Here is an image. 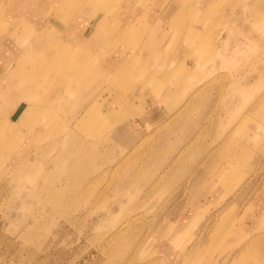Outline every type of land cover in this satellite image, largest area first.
<instances>
[{
  "label": "rangeland",
  "instance_id": "1",
  "mask_svg": "<svg viewBox=\"0 0 264 264\" xmlns=\"http://www.w3.org/2000/svg\"><path fill=\"white\" fill-rule=\"evenodd\" d=\"M43 3L0 21V264H264V0Z\"/></svg>",
  "mask_w": 264,
  "mask_h": 264
},
{
  "label": "bare ground",
  "instance_id": "2",
  "mask_svg": "<svg viewBox=\"0 0 264 264\" xmlns=\"http://www.w3.org/2000/svg\"><path fill=\"white\" fill-rule=\"evenodd\" d=\"M46 15V14H45ZM50 15V14H49ZM47 16V18L48 17H50V16ZM55 17H52V18H50V19H48L47 21H46V23L44 24V34H46V32L45 31H47V30H50V32H53V27H54V23H53V21H55ZM49 32V35L51 34ZM8 65L9 64H7V67H8ZM50 71V69L48 70V71H46V73L45 74H47V72H49ZM41 71H40V66L37 68V73L39 74ZM50 72H54V71H50ZM16 72H13V74H15ZM45 79H47V78H45ZM118 84V83H117ZM70 87L71 86H66V90H65V92L66 93H69V92H71V90H70ZM27 99H28V101L29 102H31L32 103V101H33V99H34V97L33 96H31V95H29V96H27ZM33 102H35V101H33ZM31 103H29V106H27V108H25V105H23L22 106V108H21V110H23V109H25L24 111H23V120L22 121H24V125H26V126H30L33 122H34V120H33V117L35 116V111H34V108H33V105L31 104ZM99 103V102H98ZM32 105V106H31ZM83 109H85V108H87L86 106H83L82 107ZM93 116V118H97V121L99 122V120L101 119V115H100V113H95L94 115L92 114V112L90 111H88V110H86L85 112H84V114H81V116H80V118H79V120H78V118L77 117H75L73 120H78L79 121V124H78V128H79V130H84V129H86L89 125H86L85 123V121H87V122H89V118H91V116ZM181 122V121H180ZM183 122V121H182ZM188 122V121H187ZM176 123V122H175ZM18 132L16 131L14 134H17ZM14 136H18V135H14ZM154 156V155H153ZM181 156H183V155H181L180 153H179V156L177 157V158H175L174 159V163L175 164H177L178 162H179V160L182 158ZM154 157H156V156H154ZM179 157H181L180 159H179ZM149 158V157H148ZM184 158V157H183ZM101 159V158H100ZM99 159V160H100ZM150 159H152V157L150 158ZM153 160V159H152ZM92 161V160H91ZM90 160L89 161H87V166H90L91 164H93V162H91ZM102 161V160H101ZM149 161V160H148ZM148 161H146V162H148ZM158 161V160H157ZM98 162H100V161H98ZM149 163V162H148ZM156 163V162H155ZM146 164V163H145ZM51 165H56V163L55 162H52V163H49V166H51ZM144 165V164H143ZM160 165V164H159ZM163 177H165V176H163ZM129 179H131V178H129ZM128 179V180H129ZM130 227V225L128 224V225H126V224H124L122 227H121V231H126L128 228ZM124 260V259H123ZM133 261L134 260H132V259H126V262L125 261H123V263L122 264H132L133 263ZM122 262V261H121ZM125 262V263H124ZM117 263V262H116ZM118 263H120V262H118Z\"/></svg>",
  "mask_w": 264,
  "mask_h": 264
},
{
  "label": "crops",
  "instance_id": "3",
  "mask_svg": "<svg viewBox=\"0 0 264 264\" xmlns=\"http://www.w3.org/2000/svg\"><path fill=\"white\" fill-rule=\"evenodd\" d=\"M10 0H0V4L1 3H8V7L4 8V9H1L0 10V13L2 12V16H0V21L3 19V16L6 18V19H9L11 16L12 17H19L20 14H21V3L22 5L23 4V0H13L11 2H9ZM28 2V0H26ZM35 1H38V0H35ZM41 2H44L42 6H48L50 7L49 5V0H40ZM10 3V4H9ZM26 5V4H25ZM5 5L2 4L0 7H4ZM29 8L27 5H26V8L23 10L24 12V15L26 16V9ZM28 10V9H27ZM6 13V14H4ZM7 13L10 14L11 16L8 17L7 16ZM12 13V14H11ZM13 14H16L18 16H13ZM27 17V16H26ZM1 30V29H0ZM14 38H11L10 41H0V82H1V79H3L4 77H6V67H7V64H8V61L11 59L10 57V50H11V44L12 40ZM161 44L162 48L161 50L163 51V44H164V41H157V43Z\"/></svg>",
  "mask_w": 264,
  "mask_h": 264
},
{
  "label": "water",
  "instance_id": "4",
  "mask_svg": "<svg viewBox=\"0 0 264 264\" xmlns=\"http://www.w3.org/2000/svg\"><path fill=\"white\" fill-rule=\"evenodd\" d=\"M16 116H17V114H16Z\"/></svg>",
  "mask_w": 264,
  "mask_h": 264
}]
</instances>
